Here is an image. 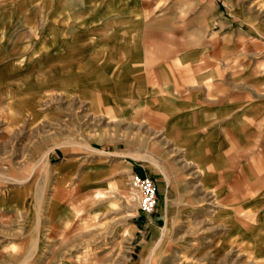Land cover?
<instances>
[{
  "label": "rangeland",
  "instance_id": "obj_1",
  "mask_svg": "<svg viewBox=\"0 0 264 264\" xmlns=\"http://www.w3.org/2000/svg\"><path fill=\"white\" fill-rule=\"evenodd\" d=\"M127 1L0 0V264H264V0ZM184 83L247 101L229 142Z\"/></svg>",
  "mask_w": 264,
  "mask_h": 264
},
{
  "label": "crops",
  "instance_id": "obj_2",
  "mask_svg": "<svg viewBox=\"0 0 264 264\" xmlns=\"http://www.w3.org/2000/svg\"><path fill=\"white\" fill-rule=\"evenodd\" d=\"M250 1V4L254 1ZM238 2H244V0H238ZM125 10H130L127 15L131 16V23L127 24V27H121L119 30L125 32L128 36H134L137 33L136 28L133 26L135 22L139 21L136 17L139 15V7L137 6L138 3L133 1V4L130 0L125 2ZM114 8L111 7L110 12H113ZM241 13V12H239ZM246 18H249L247 15H245ZM257 30H261L258 28ZM257 47V51L262 52L263 44L258 43L255 45ZM185 64L189 61H186L185 59L180 61V63ZM190 63H193L190 61ZM201 85L200 82H196ZM205 83V82H204ZM205 85V84H204ZM173 105H175V108H177L179 111H181V121L184 123H189V117H194L192 120L193 127L196 128H203L204 126H207V130L210 135V139L213 141H230L232 139V130L235 128V120L231 121V115L236 114L238 111H248L246 100L238 99L233 100L230 96L215 99L213 94H211L209 91H207L204 88L190 86L187 83H184L180 90V95H177L175 99H173ZM216 103V101H219ZM264 103L261 102V107L258 110L255 111H264ZM202 111H207L206 115L207 118H203L201 116ZM175 115V114H174ZM237 115V114H236ZM218 125L223 126L222 135L215 136V132L218 130H215V127ZM236 130H234L235 132ZM234 138V137H233ZM236 138V137H235ZM209 137L207 138V140ZM237 139L240 140V137L237 136ZM228 141V142H229ZM227 142V143H228ZM240 142V141H239Z\"/></svg>",
  "mask_w": 264,
  "mask_h": 264
},
{
  "label": "built area",
  "instance_id": "obj_3",
  "mask_svg": "<svg viewBox=\"0 0 264 264\" xmlns=\"http://www.w3.org/2000/svg\"><path fill=\"white\" fill-rule=\"evenodd\" d=\"M131 187L137 193L139 209L145 214L152 213L159 204V190L156 180L147 174H134Z\"/></svg>",
  "mask_w": 264,
  "mask_h": 264
}]
</instances>
